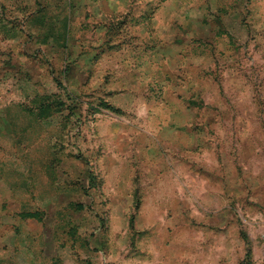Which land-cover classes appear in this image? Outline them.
Here are the masks:
<instances>
[{"label": "rangeland", "instance_id": "374dc122", "mask_svg": "<svg viewBox=\"0 0 264 264\" xmlns=\"http://www.w3.org/2000/svg\"><path fill=\"white\" fill-rule=\"evenodd\" d=\"M137 54L142 74L110 67ZM248 262L264 264V9L0 0V264Z\"/></svg>", "mask_w": 264, "mask_h": 264}, {"label": "crops", "instance_id": "0c3cea01", "mask_svg": "<svg viewBox=\"0 0 264 264\" xmlns=\"http://www.w3.org/2000/svg\"><path fill=\"white\" fill-rule=\"evenodd\" d=\"M255 3H256V10L257 11L258 10L261 11L262 9H264V4L262 3V0H260V1L255 0ZM163 9L169 10V12H170V7L167 8L166 6L164 7V5H163ZM188 11H190L189 7L183 5L180 8H178L176 11H174V15L177 18H180L181 20H189V19L194 20L196 18V15H193L191 12H188ZM120 57L121 58L119 60L116 59L115 61L110 62V67H116V68L125 67L127 69L126 74H129L130 72L133 74L134 73H141L142 74L146 69L145 68L146 65L150 67V64H151L148 61L149 60L148 55L144 56L143 54H141L140 56H138V54H137V55H134L132 57V59L130 56L127 57L125 55H122ZM101 64H102V62H101ZM129 66H131V67L129 68ZM135 103H136V101H135Z\"/></svg>", "mask_w": 264, "mask_h": 264}, {"label": "trees", "instance_id": "16d2710c", "mask_svg": "<svg viewBox=\"0 0 264 264\" xmlns=\"http://www.w3.org/2000/svg\"><path fill=\"white\" fill-rule=\"evenodd\" d=\"M247 264H251L250 262H248Z\"/></svg>", "mask_w": 264, "mask_h": 264}]
</instances>
